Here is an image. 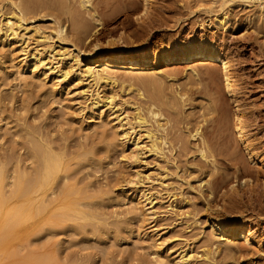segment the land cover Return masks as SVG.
<instances>
[{
	"label": "rangeland",
	"instance_id": "rangeland-1",
	"mask_svg": "<svg viewBox=\"0 0 264 264\" xmlns=\"http://www.w3.org/2000/svg\"><path fill=\"white\" fill-rule=\"evenodd\" d=\"M8 1L0 0L1 19L12 9ZM38 1L57 5L54 18H42L47 12L39 8L28 15L51 38L37 42L33 35L26 51L37 47L49 53L55 48L75 54L71 45L76 42L82 50L93 49L96 43L101 48L112 43L151 48L156 54L148 66L139 69L90 63L107 69L104 72L115 83L102 82L96 87L73 74L58 82L53 75L43 79L30 69L20 71L16 65L25 56V44L0 40L4 184L18 173L34 177L39 150L50 145L59 152L63 168L54 178V194L49 196L54 201L47 214L61 211L66 216L52 225H43L35 217L13 240L0 234V264H159L161 260L160 264H172L182 252L195 255L191 264H264V0L225 5L224 0H150L147 11L143 0H90L89 6L82 5L83 0H31V5ZM71 13L79 14L90 26V37L84 43L72 29ZM222 13L228 21L224 27L216 20ZM57 23L64 25L72 43L60 45L52 37ZM191 42H207L231 59L233 75L244 93L245 122L257 157L244 149L229 121L232 104L220 66L180 58L166 63L161 56L162 50L174 51ZM95 87L104 99L118 92L116 106H103L101 117L102 109L92 100ZM135 107L142 109L147 125L167 140L162 143L163 154L145 153L135 160L130 149L122 147V134L113 119L122 112L134 121ZM150 110L161 117H153ZM197 128L207 139L214 137L216 149L203 143L199 135L191 137ZM202 147L204 158L199 152ZM136 171L146 179L144 185L132 183ZM237 175L251 178L252 183L249 191L237 181L241 196L235 199L237 193L230 187ZM8 187L4 188L7 194ZM134 188L153 199L155 217L148 214L143 198L134 196ZM68 202L77 203L74 206L79 209L68 212ZM209 211L231 223L249 225L258 236L257 243L219 236ZM208 250L211 258L204 259Z\"/></svg>",
	"mask_w": 264,
	"mask_h": 264
},
{
	"label": "bare ground",
	"instance_id": "bare-ground-1",
	"mask_svg": "<svg viewBox=\"0 0 264 264\" xmlns=\"http://www.w3.org/2000/svg\"><path fill=\"white\" fill-rule=\"evenodd\" d=\"M9 1H10V5L12 9L9 12L7 11L6 14H4L3 19H1L2 15L0 16V40H2V42H9V43H12L11 41L23 42L25 44V46H23V49H22L23 51L25 50L24 52L25 56L16 65L17 69L20 71L30 69L33 75H37L39 73V76L41 77L43 76L42 77L43 79H47L49 76L53 75L54 76L53 79L57 80L58 82L67 80L68 76L70 74H73V76H75V78H77L79 81L84 82L87 79L89 80L88 83H93L96 87L102 82L109 83V84L112 83V85H115L113 81V77L107 74L106 72H104L107 69L104 70L103 68H98V66H93L90 63L101 62L102 65L106 66V68L129 66L128 68H131V69H139V68H145L146 66H148L149 58L152 56H155L156 54L155 50L151 48H145V47L143 48V47L131 46V45L127 47L124 45H115L112 43H110V45L108 44V46L105 48H101L98 45V43H96L94 46H92L93 49L82 50V49H79L80 48L78 46L79 43H76V42H75L76 44L72 43V41L69 39L67 30H65L64 25H58V23H57L58 26L54 27L52 30V33H51L52 37L55 38L59 42L60 45L72 43L71 46L73 50L77 51L75 54L71 53V51H68L67 49H64V51L62 52H56L55 48L54 49L52 48L51 50H49L48 51L49 53H44L45 51L43 52L42 49H38L37 47H34V51L32 52L26 51L25 47L29 46V42L32 39L33 35L35 36V38H37V42L41 41V42L46 43L51 38L49 37V35L46 34L44 30L41 31V29L37 25L34 24L36 20L35 17H32V16L29 17L28 15L31 13L33 15L34 10L39 8L41 10L46 9V12H47V13H44L45 15L42 16V18L44 19L51 18V17L54 18L53 12L56 10L57 5L55 6L54 3L52 4V2L48 3L44 1L43 3L42 1H38L36 5L35 3L34 5L33 4L31 5V0L30 2L26 0H18V1L9 0ZM89 1L90 0H83L82 5L86 6L90 4ZM149 1L150 0H143L145 10L146 9L148 10ZM230 1L232 2L241 1V2L246 3V1L248 2L251 0H224L223 4L225 5L226 3ZM1 10L2 8L0 7V13H1ZM49 11L50 12L52 11L51 12L52 14L48 13ZM216 20L218 24L223 27L227 25L226 23L228 22L227 15L225 13L217 15ZM53 21H55V19H53ZM71 22H72L73 31L77 34L78 39H80V41H83L84 43V41L90 37L89 30H91L90 26L86 23L87 21L85 22L83 19H81V16H79V14L71 13ZM161 56L164 58V61H166V63L173 62V60L180 58L183 61L207 60L210 63H215L216 65L220 66V69L224 72L223 86L228 92V94L230 95V99H231L230 104H232L230 105L231 106L230 110H232V113H231L229 121L232 122L235 132L239 135L241 142L244 145V149L247 150L248 154H250L251 156L257 157V149H256L257 147L255 146V144L250 138L249 129L247 128V124L245 122V114H246L245 109L246 108H245V103H244L245 101L244 93L242 94V92H240V89H239L240 84H238L239 81L237 82V79L234 77L235 75H233V65L228 55H226L221 50H219L218 47H215L214 45H211L207 42H201L199 44H194L193 42H191L174 51L173 50H170V51L162 50ZM83 61L85 62L83 63ZM96 87L93 90H91L92 100H94L93 103L95 104V107H99V110H100L102 109L103 106H106L108 104L113 109L116 106L115 100H116L118 92L117 93L113 92V94L111 93L110 96L104 99L103 96L100 95L99 88H96ZM161 87L160 88L157 87V88L161 89ZM163 92L161 93L163 94ZM138 94L139 96H142L141 92H138ZM123 102L124 104L126 103V101H123ZM135 109L137 112H136V117L134 121H131L127 116H122V112H119L117 113V115L114 116L115 118L113 119V121L115 120L116 122L114 127H116L122 134V140L124 144V145L122 144L123 145L122 147L127 146L128 149H130L131 156L134 157L135 160H139L145 153H152L155 155L163 154L164 149L162 148V143H167V140H162L164 136L159 137L156 134L157 131L155 132V130H153L151 126L147 125L148 120L145 118L144 114L143 115L141 114L142 109L138 107H135ZM217 109L218 108H216V110ZM103 111H104L103 109L100 111L99 117L103 115ZM149 112H151L150 114L153 115V117L161 115L160 113L152 111V110H150ZM158 126H159L158 128L161 127V124H159V122H158ZM199 128L195 129L196 132L193 135L191 134L192 135L191 137L195 138L196 135H199L198 138H201L203 143L206 142L205 143L206 145L211 144L210 146H213L212 148L216 149L215 147H217L218 144L217 145L215 144L216 146L213 144L214 137L207 139L208 137L207 138L204 137L203 135L204 132L202 134L201 131H199ZM214 131L216 130L214 129ZM142 136H144L146 141L144 138L142 139ZM38 144L39 142L37 143V145ZM38 146L42 148L41 143ZM198 147H200V145ZM204 150L205 149H203V147L199 149V152L203 158L205 156ZM39 152L41 153V156L40 158L38 157L39 162L37 164L36 173H35V176L32 178H26L25 173H22V174L18 173L17 176H15L14 180L4 184V176L2 172L3 168L0 167V234L2 238L11 239L12 237L14 238L15 236L17 237L16 234L21 232L22 229L26 228L27 222L35 217L41 218L40 221H43L42 222L44 223L43 225H46V223L50 224L52 222H54V224L55 223L57 224L58 222H62L61 221L63 220L62 218L66 217L64 213H61V211L60 212L56 211L55 213L47 214V212H49L50 210L49 208H51L50 205L54 201L53 199L49 198L51 194H54V190L52 187L54 178L56 177V175H58V173L63 168L62 158L59 155V152L55 151L56 152L55 153L53 149L51 148V146L48 144L45 145L43 149L39 150ZM205 159H207V155ZM135 174L136 175L134 176L135 178L132 181V183H134V185H139V184L144 185L145 178L142 179V176H141L142 174H140L139 171H136ZM237 181L238 183H240L242 187H246L249 191H251L250 183H252L251 178L249 177L248 178H244V176L236 177L235 184L233 185L231 184L232 186L230 187V189L235 191V194L237 193L235 195V199H238L236 197L237 195L238 197L241 196V195L239 196L240 192L237 191L239 187L236 184ZM6 186L7 187L9 186L8 187L10 189V191L8 190L9 194H7L8 192H5L4 190ZM133 193H135L134 195L135 197L140 195L141 198H143L144 206L145 207L148 206L146 207V210L149 211L148 214H150L151 218L155 217L156 212L153 210V205H152L154 202L153 199H151L150 197H145V192L143 193V192L138 191V188L136 189L134 188ZM252 198L250 197V199ZM232 200L234 201V198ZM259 200L256 199L257 202ZM234 203L236 202L234 201ZM75 204H72V202L65 203V206L69 209L68 212L75 213V211L77 210L76 208H78L77 207L78 205L75 208L74 206ZM84 215L86 216V214ZM91 216H93V214ZM209 217L212 222V226L214 230H216L219 236H229L231 238L244 239V242L247 244H252V242L257 243L258 236L256 235V232L252 230V227H250L249 225L243 224V223H231L223 219L217 213L215 214V212H210ZM66 219H64L65 222H66ZM210 254L211 252H209L208 250V252L203 253L202 257L204 259H210L211 258ZM195 259L196 257L194 254L182 252L181 254H179V256L174 258V263L172 264H191V262H193ZM161 262H163V260H161ZM161 262L159 261L158 263L160 264Z\"/></svg>",
	"mask_w": 264,
	"mask_h": 264
}]
</instances>
